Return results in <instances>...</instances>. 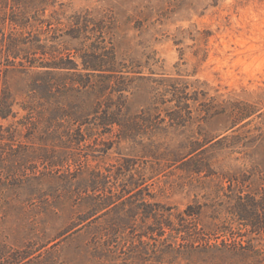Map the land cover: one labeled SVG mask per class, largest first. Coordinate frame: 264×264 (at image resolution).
<instances>
[{
	"label": "rangeland",
	"instance_id": "1",
	"mask_svg": "<svg viewBox=\"0 0 264 264\" xmlns=\"http://www.w3.org/2000/svg\"><path fill=\"white\" fill-rule=\"evenodd\" d=\"M27 4L20 57L0 47V243L264 264V0Z\"/></svg>",
	"mask_w": 264,
	"mask_h": 264
},
{
	"label": "trees",
	"instance_id": "2",
	"mask_svg": "<svg viewBox=\"0 0 264 264\" xmlns=\"http://www.w3.org/2000/svg\"><path fill=\"white\" fill-rule=\"evenodd\" d=\"M30 0H0V47H3L7 50L8 56H14L15 59L20 57L21 49L20 44H25L22 42V39H18L15 37L14 33L6 34L4 31V27L11 23L12 25L19 26L23 29H26L27 26L24 25V21L27 20V11L29 10L28 2ZM31 66H33V62H30ZM46 67V66H41ZM5 109H8V106H4ZM9 113V112H8ZM6 116L8 114H5ZM245 221H249V219L244 218ZM247 219V220H246ZM251 222L250 225H257L258 228H262L264 230V222L260 220H256ZM30 256L26 254V251L19 253L12 252L8 249L7 246H3L0 243V264H25Z\"/></svg>",
	"mask_w": 264,
	"mask_h": 264
}]
</instances>
